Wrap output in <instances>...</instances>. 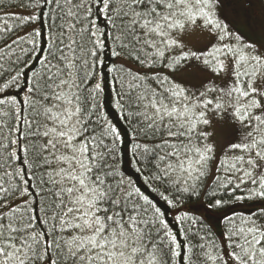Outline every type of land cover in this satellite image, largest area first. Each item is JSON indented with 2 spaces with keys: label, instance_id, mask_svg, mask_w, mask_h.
Wrapping results in <instances>:
<instances>
[{
  "label": "snow or ice",
  "instance_id": "1",
  "mask_svg": "<svg viewBox=\"0 0 264 264\" xmlns=\"http://www.w3.org/2000/svg\"><path fill=\"white\" fill-rule=\"evenodd\" d=\"M239 3L0 0V264H264Z\"/></svg>",
  "mask_w": 264,
  "mask_h": 264
},
{
  "label": "rangeland",
  "instance_id": "2",
  "mask_svg": "<svg viewBox=\"0 0 264 264\" xmlns=\"http://www.w3.org/2000/svg\"><path fill=\"white\" fill-rule=\"evenodd\" d=\"M245 1V0H244ZM248 1V0H247ZM250 2H248V3H250V6H251V4H252V1L253 0H249ZM257 1H259L258 2V5L260 6H258V5H256V8H255V5L254 6H252L253 8H254V10L253 9H251V12H253L254 13V15H253V19L252 20H249L248 18H245V16H241V19H240V23L238 24V26H242L243 27V29H244V31L246 32V30H245V28H244V25H243V22H247V23H249V24H254L255 26H257V27H259L260 26V24L262 23V22H264V0H257ZM242 0H240V3L237 5V8L240 10L241 9V7H240V5L242 4ZM255 4V3H254ZM260 11V13H258ZM239 12V11H238ZM250 12V11H249Z\"/></svg>",
  "mask_w": 264,
  "mask_h": 264
},
{
  "label": "trees",
  "instance_id": "3",
  "mask_svg": "<svg viewBox=\"0 0 264 264\" xmlns=\"http://www.w3.org/2000/svg\"><path fill=\"white\" fill-rule=\"evenodd\" d=\"M248 2H250V1H249V0H248V1L245 0L244 2H242V4L240 5L241 9L239 10V9L237 8V10L239 11V13H240L241 16H245V18H248L249 20H252V19H253V15L250 14V12L248 13V11H249V9H250L252 6H254V5H255V8H256V5H258V2H259V1H257V0H253L251 6H250V3H248ZM254 3H255V4H254ZM258 6H259V5H258ZM259 7H260V6H259ZM258 13H260V11H259ZM243 25H244V28H245L246 32L244 31V29H243V27H242L241 25H240V26L237 25V27H239L240 30H241L242 32H244L245 34H250V33H249V23H247V22L245 21V22H243Z\"/></svg>",
  "mask_w": 264,
  "mask_h": 264
},
{
  "label": "flooded vegetation",
  "instance_id": "4",
  "mask_svg": "<svg viewBox=\"0 0 264 264\" xmlns=\"http://www.w3.org/2000/svg\"><path fill=\"white\" fill-rule=\"evenodd\" d=\"M242 1L244 2V0H242ZM251 9H253V10H254V8H253V7H251V8L249 9V11H250V14L254 15V13H253V12H251ZM249 11H248V13H249Z\"/></svg>",
  "mask_w": 264,
  "mask_h": 264
}]
</instances>
